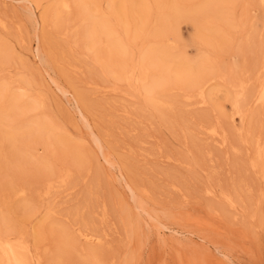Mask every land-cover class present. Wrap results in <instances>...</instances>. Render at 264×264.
<instances>
[{
	"label": "rangeland",
	"instance_id": "1",
	"mask_svg": "<svg viewBox=\"0 0 264 264\" xmlns=\"http://www.w3.org/2000/svg\"><path fill=\"white\" fill-rule=\"evenodd\" d=\"M57 1L0 0L19 105L0 106V242L26 264H264V0ZM84 6L116 32L123 77L98 25L86 42ZM159 43L170 57L144 63Z\"/></svg>",
	"mask_w": 264,
	"mask_h": 264
},
{
	"label": "bare ground",
	"instance_id": "2",
	"mask_svg": "<svg viewBox=\"0 0 264 264\" xmlns=\"http://www.w3.org/2000/svg\"><path fill=\"white\" fill-rule=\"evenodd\" d=\"M261 1H263V0H261ZM173 6H174V9H173ZM173 6H172V9H170V10L174 11L175 14L177 11L179 14V11H180L179 8L180 7H177L176 5H173ZM56 8H57L56 13H59V12L60 13L61 12H67L68 13L70 10V4L67 0H58ZM82 13L84 15V21L87 22V26H88V29L86 31V38H87L86 40L87 41L86 40L85 41L86 42L89 41L88 45H90V46H94V44H96L97 37L93 33V29L96 28V25H98L100 30H101V33L109 41L108 44L110 45L109 53H108V60L106 62L107 67L110 69V73L113 74L112 76L117 77V78L123 77V73H126L125 70L127 68V66H126L127 62L125 63V51L123 49V46L120 44V42L116 38V32L113 29H111V27L109 26V24L106 20L95 19V17L90 13V11L87 9L86 6L83 7ZM172 15L174 16V14H172ZM100 30H98V31H100ZM95 31H97V30H95ZM97 34H98V32H97ZM99 34H100V32H99ZM158 36H160V35H158ZM149 53H150L149 56L144 57V59H143L144 63H147L146 60L150 61L151 59L154 60V62L157 61L156 63H158V62H162V60H166L168 57H170V53L168 52V50L164 46H162V43H159V45L157 44L154 48H151L149 50ZM147 64L141 66V68L139 69V75H144L146 72L150 71V69L148 67H146ZM149 64H152V62L150 61ZM185 64L188 66V68H185L183 66L180 67L181 68V72H180L181 74H178V76L176 75L177 80L181 83L186 84V85L188 84V86H198V85L200 86L201 83L198 81L199 79H198L197 73L194 72V67L191 66L192 67V71H191V69L189 68L190 64L184 63L183 65H185ZM112 67L113 68L117 67L118 69L115 71V69H112ZM176 73H177V71H176ZM134 78H135V76H134ZM144 80L145 79H143V81ZM135 81H136V83H139V84L144 83L142 80H140V77H138ZM204 83H205V81H204ZM201 86H204V84ZM201 86L199 87V89L202 88ZM7 88L4 85L0 84V106H2L4 102H8L9 103L8 111L13 113V114L14 113L17 114V112L19 110L18 109L19 105L17 104L18 102L16 103L15 100L13 98H11L10 94L8 93L9 91ZM155 88H158L157 84H153V83L149 84L147 82V83H145L143 90L147 92V95H146L147 102L150 105H152L155 109H160L161 106H160V104H158L159 102L155 98V95L157 94V92L154 91ZM253 100H254V102H257L260 105L264 106V84L263 85L261 84L259 86V89L257 90L256 96L254 97ZM199 103H203V101H201ZM0 124H1V121H0ZM7 133L9 136H12V134H13L12 132H7ZM256 145H257V147H255V148H256L257 158L263 159V157H264V146H260L259 144H256ZM17 193H19V191L16 192L15 194H17ZM199 224H198V226H199ZM203 225H205V224H200V227ZM206 228H207V226H206ZM19 249H20L19 247H17L16 245H14L10 242H3V243L0 242V264H26ZM216 262L219 263V261H216Z\"/></svg>",
	"mask_w": 264,
	"mask_h": 264
}]
</instances>
